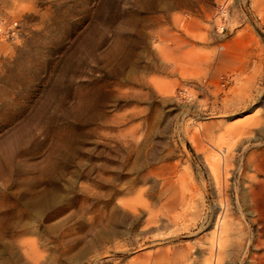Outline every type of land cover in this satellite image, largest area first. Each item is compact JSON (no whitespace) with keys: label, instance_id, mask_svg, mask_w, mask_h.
Listing matches in <instances>:
<instances>
[{"label":"rangeland","instance_id":"374dc122","mask_svg":"<svg viewBox=\"0 0 264 264\" xmlns=\"http://www.w3.org/2000/svg\"><path fill=\"white\" fill-rule=\"evenodd\" d=\"M0 16V264H264V0Z\"/></svg>","mask_w":264,"mask_h":264},{"label":"bare ground","instance_id":"6f19581e","mask_svg":"<svg viewBox=\"0 0 264 264\" xmlns=\"http://www.w3.org/2000/svg\"><path fill=\"white\" fill-rule=\"evenodd\" d=\"M233 157V156H232ZM222 158H223V161H224V164H225V167L228 165V162L227 161H229V160H226L227 158L225 157V156H222ZM219 159V158H218ZM219 161V160H218ZM221 162H219L218 164H220ZM214 164V163H213ZM222 164V163H221ZM229 169V168H228ZM212 170V169H211ZM218 170V169H217ZM211 175H212V172H211ZM191 198V197H190ZM185 200V199H184ZM178 201V200H177ZM186 201H184V203H185ZM183 204V203H182ZM178 205V204H177ZM180 205V204H179ZM175 203L174 202H171V201H167L166 203H164L163 204V206H162V211H161V216H163V217H165V218H167L168 219V221L170 222V223H173V222H171L173 219H172V217H171V213H173L174 212V209H176L175 208ZM162 217V218H163ZM220 216H218V218H219ZM157 218V217H156ZM175 218V217H174ZM224 220V219H223ZM174 221V220H173ZM222 222V221H221ZM217 224H218V222H217ZM224 224V223H223ZM227 225V224H226ZM223 226V225H222ZM218 227V226H217ZM217 227H215V228H217ZM218 230V229H217ZM227 229L225 228V227H223V228H221L220 227V231H218L219 233L217 234V237H216V244H215V246H216V248L219 250L221 247H222V245H223V243H224V241H225V238L227 237L226 236V233H227ZM215 234V235H216ZM228 234V233H227ZM237 251H239V250H237ZM221 255V254H220ZM220 261V260H219ZM219 264V263H218Z\"/></svg>","mask_w":264,"mask_h":264},{"label":"built area","instance_id":"2783aa9c","mask_svg":"<svg viewBox=\"0 0 264 264\" xmlns=\"http://www.w3.org/2000/svg\"><path fill=\"white\" fill-rule=\"evenodd\" d=\"M16 23L8 22L4 17L0 16V39H9L16 36Z\"/></svg>","mask_w":264,"mask_h":264}]
</instances>
